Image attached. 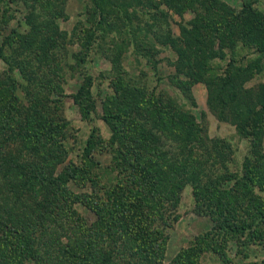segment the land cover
Wrapping results in <instances>:
<instances>
[{
  "label": "rangeland",
  "instance_id": "374dc122",
  "mask_svg": "<svg viewBox=\"0 0 264 264\" xmlns=\"http://www.w3.org/2000/svg\"><path fill=\"white\" fill-rule=\"evenodd\" d=\"M246 3L264 15V0H109L116 9L103 17L94 11L92 0H0V85L13 89L18 100L17 127L40 118L41 123L63 126L56 138L64 140L68 151L61 163H52L41 146L29 151L28 145L9 140L0 146V164L28 163L34 176L35 166H43L47 171L43 175L37 168L38 176L56 178L69 162L81 164L90 141L88 167L97 185L74 190L104 197L117 181L126 182L128 172L115 163L119 144L109 145L111 130L102 116L127 110L158 150L193 163L192 175L179 177L176 204L169 202L155 225L163 235L158 242L162 264H174L190 242L213 231L212 215L198 214L195 208L197 184L240 174L244 163L254 159L251 144L236 126L246 108L258 107L264 99V54L249 46L253 38L243 24L225 26ZM81 85L89 90L86 98L94 108L89 117L71 98ZM163 113L181 125H165L170 117L163 118ZM186 128L194 135L178 137V130ZM0 166V213L14 225L36 228L26 232L44 260L56 255L54 240L59 237L64 243L65 234L79 232L70 230L74 211L86 224L95 221L82 205L72 211L55 182L41 178L45 189L37 187V197L28 195L19 191L20 179H3L6 167ZM44 207L47 215L39 223ZM245 239L237 235L227 242L228 255L239 257L238 263L242 257L237 241ZM246 246L250 261L264 259L260 246ZM204 258L201 264H219L210 253Z\"/></svg>",
  "mask_w": 264,
  "mask_h": 264
},
{
  "label": "trees",
  "instance_id": "16d2710c",
  "mask_svg": "<svg viewBox=\"0 0 264 264\" xmlns=\"http://www.w3.org/2000/svg\"><path fill=\"white\" fill-rule=\"evenodd\" d=\"M92 4L99 17L116 9L114 6L111 8L109 0H92ZM240 23L248 29L247 36L253 38L249 46L255 52L264 54V15L256 12L252 3H246L236 15L227 19L225 26ZM94 32L96 33V29L90 33ZM2 56L0 47V57ZM229 65L230 68L234 67L233 58ZM86 96H89V90L81 85L71 98L83 116L89 117L94 108L89 102L91 98ZM29 112L34 113L33 110ZM167 114L163 113V118L169 116ZM18 116V100L13 89L6 90L0 85V146H4L9 140H17L28 145L29 151L41 146L51 157L52 163H61L66 158L68 151L64 140L59 139V136L56 138L57 129H63V126L51 122L41 123L40 118L39 121L32 119L18 128ZM169 117L165 125H181L173 116ZM102 120L111 130L109 145L119 144L116 150L119 161L117 158L115 163L121 168L120 171L128 172L126 182L117 181L105 191L104 197H94L82 192L80 194L74 190L87 183H91L94 190L97 185L88 167L92 145L90 141L84 149L85 154L81 156V164L69 162L56 178L37 175L39 168L40 173L45 175L46 167L35 166L34 171L38 173L34 176V172L29 173L28 163L23 165L3 160L2 164L6 167L3 179L11 182L20 179L22 185L19 191L37 197L36 188L43 190L46 187L45 181H53L57 184V193L63 192L62 200L71 210L75 205H82L93 213L95 221L86 224L80 221L74 211L75 219L72 217L70 230L79 232L75 231L70 237L65 234L64 243L59 237L54 240L56 255L50 257V260H44L33 250V242L27 236L26 228H29V233L36 228L28 227L29 224L23 225L25 228L14 225L10 217L8 219L0 213V264H162L163 247L158 242L163 241V235L155 225L163 217V210L169 202L178 199L179 177L192 175L193 163L187 159L180 162L169 158L166 153L158 150L151 138L137 129L127 110L119 111L116 115L105 112ZM236 128L251 144L254 159L252 162L246 160L240 174L212 177L197 184L199 189L193 191L195 208L198 214L212 215L213 231L207 232L198 241L195 239L190 242L178 254L174 264H201L200 260H204L208 253L214 255L219 264H264V259L250 261L246 246L253 244L264 249V151L261 150L264 99L258 107H248L244 114L238 116ZM178 131V137L194 135L189 128ZM126 141L131 145L128 146ZM0 180L2 181L1 178ZM11 182L7 187L12 188ZM47 203L48 201L44 202L43 206H47ZM40 211L37 219L42 223L47 212L45 207ZM237 235L246 238L245 243L237 241L240 249L237 255L242 257L240 263L239 257L232 259L228 255L227 247L229 239Z\"/></svg>",
  "mask_w": 264,
  "mask_h": 264
}]
</instances>
